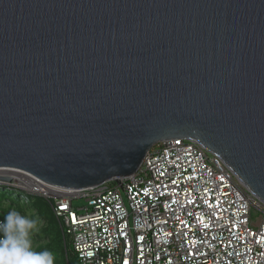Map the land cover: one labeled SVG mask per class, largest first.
Returning <instances> with one entry per match:
<instances>
[{"label": "water", "instance_id": "obj_1", "mask_svg": "<svg viewBox=\"0 0 264 264\" xmlns=\"http://www.w3.org/2000/svg\"><path fill=\"white\" fill-rule=\"evenodd\" d=\"M184 137L264 203V0H0V168L80 190Z\"/></svg>", "mask_w": 264, "mask_h": 264}, {"label": "built area", "instance_id": "obj_2", "mask_svg": "<svg viewBox=\"0 0 264 264\" xmlns=\"http://www.w3.org/2000/svg\"><path fill=\"white\" fill-rule=\"evenodd\" d=\"M2 172L50 200L77 264H264V203L190 138L161 140L132 175L80 190Z\"/></svg>", "mask_w": 264, "mask_h": 264}, {"label": "rangeland", "instance_id": "obj_3", "mask_svg": "<svg viewBox=\"0 0 264 264\" xmlns=\"http://www.w3.org/2000/svg\"><path fill=\"white\" fill-rule=\"evenodd\" d=\"M0 214L3 218L7 212L16 210L22 215L31 214L33 217L38 216L42 221L39 232L32 237L33 247L35 250H50L55 256V264H74V256L71 251L69 240L64 236L61 221L55 216L49 199L43 195L27 194L21 187L8 186L1 184L0 186ZM22 198L24 200L22 201ZM76 205L84 204L83 200H76ZM260 213L252 211V218L257 220ZM60 230V242L64 246V252H58L55 243L56 230Z\"/></svg>", "mask_w": 264, "mask_h": 264}, {"label": "clouds", "instance_id": "obj_4", "mask_svg": "<svg viewBox=\"0 0 264 264\" xmlns=\"http://www.w3.org/2000/svg\"><path fill=\"white\" fill-rule=\"evenodd\" d=\"M40 225L38 216L22 215L16 210L7 212L0 220V264H55L52 251L33 247L32 237Z\"/></svg>", "mask_w": 264, "mask_h": 264}, {"label": "bare ground", "instance_id": "obj_5", "mask_svg": "<svg viewBox=\"0 0 264 264\" xmlns=\"http://www.w3.org/2000/svg\"><path fill=\"white\" fill-rule=\"evenodd\" d=\"M2 173L7 174L8 177L9 176L11 177V181H9V182L4 181V183L14 184L16 186H21V185H23V183L21 182V180H25V182H27V180L22 175H20V174L8 173V172H2Z\"/></svg>", "mask_w": 264, "mask_h": 264}, {"label": "trees", "instance_id": "obj_6", "mask_svg": "<svg viewBox=\"0 0 264 264\" xmlns=\"http://www.w3.org/2000/svg\"><path fill=\"white\" fill-rule=\"evenodd\" d=\"M0 201H1V194H0ZM1 215V217L3 218V216H2V214H0ZM60 230L59 229H57L56 230V232H55V237H56V241H55V243L57 244V247H58V252H60L61 254L64 252V246L62 245V243L60 242ZM71 245V244H70ZM71 251H72V247H71ZM72 254H73V252H72ZM73 256H74V254H73ZM74 259H75V261H74V264H77V259H76V257L74 256Z\"/></svg>", "mask_w": 264, "mask_h": 264}, {"label": "snow or ice", "instance_id": "obj_7", "mask_svg": "<svg viewBox=\"0 0 264 264\" xmlns=\"http://www.w3.org/2000/svg\"><path fill=\"white\" fill-rule=\"evenodd\" d=\"M125 264H127V262H125Z\"/></svg>", "mask_w": 264, "mask_h": 264}]
</instances>
